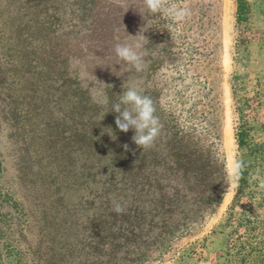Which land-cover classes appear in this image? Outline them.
<instances>
[{
	"label": "rangeland",
	"instance_id": "rangeland-1",
	"mask_svg": "<svg viewBox=\"0 0 264 264\" xmlns=\"http://www.w3.org/2000/svg\"><path fill=\"white\" fill-rule=\"evenodd\" d=\"M238 2L161 0L153 14L145 0H95L83 13L69 1L59 23L73 36L62 47L71 56L52 70L47 1L0 0V190L27 212L22 243L30 264H109L107 205L117 193L112 180L122 174L120 150L142 157V169L156 161L167 182L162 143L171 134L216 162L210 172L224 175L221 200L209 217L164 236L135 264H247L243 246L256 242L239 233L245 221L264 216V196L251 189L236 201L234 135L241 113L253 143L264 144V0H242L239 12ZM141 32L148 41L136 71L118 61L114 47ZM129 86L153 100L160 122L140 154L133 130L118 131L117 141L102 135L117 129L111 105ZM66 95L86 108L69 117Z\"/></svg>",
	"mask_w": 264,
	"mask_h": 264
},
{
	"label": "trees",
	"instance_id": "trees-1",
	"mask_svg": "<svg viewBox=\"0 0 264 264\" xmlns=\"http://www.w3.org/2000/svg\"><path fill=\"white\" fill-rule=\"evenodd\" d=\"M41 1V0H37ZM47 8L51 11V28L48 33V60L52 67L60 63H67L70 58L69 51L62 47L68 45L71 38L70 32L61 33L60 12L67 2L71 7H76L80 12L92 10L91 3L95 0H46ZM238 2V12L243 6ZM82 4V6L80 5ZM241 6V7H240ZM51 7V8H50ZM264 15V14H263ZM64 53V54H62ZM53 72V71H52ZM68 116L84 110L87 102L77 95H66L64 100ZM238 111V108L236 109ZM238 126L235 128V141L240 155L239 173H236V201L239 196L249 190L260 189L264 196V144L253 143L252 128L244 121L239 113ZM108 119L104 122L106 123ZM264 134V123L258 127ZM118 129L103 131L104 136H113L117 141ZM112 133V135H111ZM90 131L89 138L92 135ZM162 143L170 161L162 165L165 174L171 176L167 179L158 175L159 167L156 161H152L151 167L145 165L142 169V157L129 156V152L123 153L119 163L121 175H115L112 183H115L116 194L112 197V204L107 205L109 211L108 227V256L109 264H135L148 259L153 252L151 249L158 245L160 240L170 233L179 230L188 223L201 222L209 217L220 202L222 173L214 178L210 172L212 167H218L216 162L210 161L201 149L190 150L183 140L174 137ZM88 138V139H89ZM127 148H125V151ZM136 154L141 149L135 147ZM114 155L117 154L115 150ZM134 158V160H132ZM117 163V161H116ZM150 170L147 172V168ZM129 170L128 175L124 172ZM4 173L0 160V178ZM118 175V176H117ZM260 178L253 181L254 177ZM165 181V184H164ZM262 187L259 188V184ZM168 186L170 189L165 190ZM125 191V193H123ZM118 202L123 208L122 213L113 211V202ZM264 204V199L261 200ZM258 205L257 207L259 208ZM103 216L100 214L99 224ZM244 233H239L242 239L246 234L249 239L259 245L264 240V216L260 219L245 221ZM26 232H29L27 212L22 205L17 203L9 194L0 190V264L3 258L10 260V264H30V250L22 242ZM252 245H244V257L242 261L247 264H264V246L257 248ZM105 243L102 242V248Z\"/></svg>",
	"mask_w": 264,
	"mask_h": 264
},
{
	"label": "clouds",
	"instance_id": "clouds-1",
	"mask_svg": "<svg viewBox=\"0 0 264 264\" xmlns=\"http://www.w3.org/2000/svg\"><path fill=\"white\" fill-rule=\"evenodd\" d=\"M145 4L147 10L153 14L160 12L162 9L161 0H145ZM142 33L135 37L129 36L133 42H118L114 47V53L118 61L126 63L136 71H140L142 68L145 55L143 49L145 42L148 41ZM110 111L118 114L115 125L120 132L127 133L130 129L134 131L135 135L132 140L138 148L146 149L152 146L159 134L160 122L155 115L156 109L153 100L149 96L142 94L135 87L129 86L123 90L118 101L111 105ZM113 138L115 139L114 136ZM240 167V162H237L235 164L237 174ZM113 205V211L117 214L124 211V208L118 202L114 201Z\"/></svg>",
	"mask_w": 264,
	"mask_h": 264
}]
</instances>
